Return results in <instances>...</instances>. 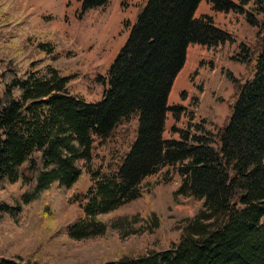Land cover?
Instances as JSON below:
<instances>
[{
  "label": "trees",
  "instance_id": "16d2710c",
  "mask_svg": "<svg viewBox=\"0 0 264 264\" xmlns=\"http://www.w3.org/2000/svg\"><path fill=\"white\" fill-rule=\"evenodd\" d=\"M107 1L81 0V9ZM201 1L146 0L96 102L70 94L60 66L24 52L30 46L48 51V43L35 48L20 40L22 48L9 50L0 23V189L16 187L0 201V217L10 215L25 235L52 226L73 205L65 202L85 170L93 186L69 234L87 238L105 230L101 217L145 196L153 185L149 177L173 166L179 176L175 194L201 202L194 216L174 227L179 240L159 250L121 251L94 264H264V21L258 18L264 15V0H205L213 10L239 12L257 27L254 56L240 45L239 60H254L253 75L238 85L229 120L216 132L189 123L172 127L177 138L163 136L166 113L174 119L181 113L167 101L188 45L231 40L211 16H194ZM14 24L20 38L51 37L30 22ZM134 113L136 135L117 171L104 174L91 167L95 143ZM167 228L160 223L158 234ZM0 264L49 263L34 255L3 258Z\"/></svg>",
  "mask_w": 264,
  "mask_h": 264
},
{
  "label": "rangeland",
  "instance_id": "374dc122",
  "mask_svg": "<svg viewBox=\"0 0 264 264\" xmlns=\"http://www.w3.org/2000/svg\"><path fill=\"white\" fill-rule=\"evenodd\" d=\"M145 2L108 0L102 6L82 11L81 0H0V23L4 25L9 50L22 48L20 40L35 48L39 42L48 43V51L30 46L24 52L60 66L62 74L68 77L69 93L96 102L105 88L108 67ZM200 3L194 16L222 13L224 22L216 17L218 25L214 24L229 32L231 40L213 46L188 45L189 61L186 67L183 65L168 97V104L180 106L181 113L178 119L173 118L171 111L166 113L164 138H177L172 127L185 128L189 123L216 132L229 120L238 85L253 75L254 60L251 58L248 63L239 60L244 54L240 45L243 44L254 56L258 46L255 39L257 27L245 22L239 12L215 11L207 1ZM226 13L230 15L227 17ZM258 18L264 21L263 14ZM16 21H23L28 26L30 22L32 29L51 37L31 35L22 38L20 35V38L15 32ZM33 67L36 68V62ZM136 127L135 113L118 123L107 137L95 143L90 166L99 168L104 174L115 173L135 138ZM149 180L153 185L147 188L145 196L101 217L107 224L102 233L79 240L70 236L69 227L79 205L86 201L85 194L93 186L90 175L83 170L74 193L70 192L65 202L73 205L66 208L52 226L25 235L10 215L0 217V259L21 260L36 255L49 264H94L108 261L121 251L136 249L146 252L169 247L180 237V231L174 227L194 216L201 202L175 194L179 176L173 166L162 167ZM14 189L13 184L1 188L0 201L7 200ZM52 191L55 193L56 188L53 187ZM61 203L65 207L63 199ZM159 221L162 227H168L162 234L157 232Z\"/></svg>",
  "mask_w": 264,
  "mask_h": 264
},
{
  "label": "crops",
  "instance_id": "0c3cea01",
  "mask_svg": "<svg viewBox=\"0 0 264 264\" xmlns=\"http://www.w3.org/2000/svg\"><path fill=\"white\" fill-rule=\"evenodd\" d=\"M201 4V3H200ZM207 14H209V15H211L212 17H213V20H214V22H215V24H217L216 23V17H218L220 20H221V18H222V13H207ZM227 17L230 15V13H226L225 14ZM222 22H224V20H221ZM218 25V24H217ZM188 54H187V52H186V58H185V62H184V66L186 67L187 65H186V63L189 61V57L187 56ZM182 73V70H180V72L178 73V75L176 76V78H175V80H174V82H173V85H172V90L175 88V85H176V83H177V79L179 78V76H180V74ZM170 92H171V90H170ZM169 96H170V93H169ZM168 96V97H169Z\"/></svg>",
  "mask_w": 264,
  "mask_h": 264
}]
</instances>
